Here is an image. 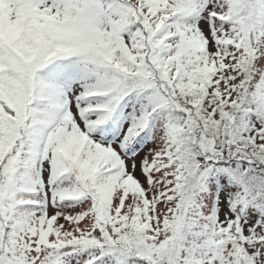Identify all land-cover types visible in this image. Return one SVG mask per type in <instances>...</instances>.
Returning a JSON list of instances; mask_svg holds the SVG:
<instances>
[{
	"label": "rangeland",
	"instance_id": "obj_1",
	"mask_svg": "<svg viewBox=\"0 0 264 264\" xmlns=\"http://www.w3.org/2000/svg\"><path fill=\"white\" fill-rule=\"evenodd\" d=\"M0 264H264V0H0Z\"/></svg>",
	"mask_w": 264,
	"mask_h": 264
},
{
	"label": "trees",
	"instance_id": "obj_2",
	"mask_svg": "<svg viewBox=\"0 0 264 264\" xmlns=\"http://www.w3.org/2000/svg\"><path fill=\"white\" fill-rule=\"evenodd\" d=\"M72 75V74H71ZM68 79V78H67ZM79 79V76L75 74V81H68L69 85L72 83H76ZM130 94L126 96V100L119 103V109L121 112V117H118L115 120H112L116 126H113L109 120H105V122L97 124L96 128L94 129L93 133L97 134L98 136L105 138L106 140H113L118 137L121 133V129L125 127L127 123L130 121V117L135 114L137 101L133 99L132 91H129ZM145 141V136L138 133L131 141L128 142V139L123 141V145L125 149L130 153L136 151L140 145H142Z\"/></svg>",
	"mask_w": 264,
	"mask_h": 264
}]
</instances>
